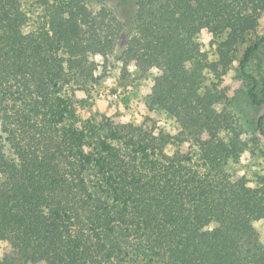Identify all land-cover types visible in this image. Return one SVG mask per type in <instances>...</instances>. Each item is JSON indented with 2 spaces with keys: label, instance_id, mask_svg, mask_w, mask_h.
Segmentation results:
<instances>
[{
  "label": "trees",
  "instance_id": "16d2710c",
  "mask_svg": "<svg viewBox=\"0 0 264 264\" xmlns=\"http://www.w3.org/2000/svg\"><path fill=\"white\" fill-rule=\"evenodd\" d=\"M262 17L264 0H135L128 16L0 0V264H264V180L228 171L243 142L206 77ZM263 41L238 67L264 110V77L246 72ZM153 70L141 122L75 116L70 91L110 75L136 87Z\"/></svg>",
  "mask_w": 264,
  "mask_h": 264
},
{
  "label": "rangeland",
  "instance_id": "374dc122",
  "mask_svg": "<svg viewBox=\"0 0 264 264\" xmlns=\"http://www.w3.org/2000/svg\"><path fill=\"white\" fill-rule=\"evenodd\" d=\"M88 8L95 12L100 7H107L120 16H128L132 13L135 0H86ZM28 4V1L24 2ZM264 36V17L259 20L255 31L248 37L245 45L239 48L233 63L225 70L206 75L207 81L224 93L225 99L217 105L220 110H225L233 117V128L243 142V152L236 163L228 166V171L233 177H244L248 184L255 186L264 180V121L259 122L264 110L262 107L252 105L247 91L250 83L243 78L239 71L238 61L242 51L247 45L254 44ZM198 43L203 51L208 54L209 60L215 61L216 55L210 48L208 37L198 38ZM246 72L256 79L264 77V41L260 42L257 53L246 67ZM141 80L136 87L127 89L118 88L115 77H105L99 85L87 86L82 90L69 92V99L74 108L75 116L79 121L95 120L114 117L123 122L138 123L145 116L143 98L152 86L153 75ZM156 127L165 132L173 133V122L166 117L159 116ZM166 152L171 154L172 147H167ZM258 243L264 246V220L253 223ZM6 243L0 242V256Z\"/></svg>",
  "mask_w": 264,
  "mask_h": 264
}]
</instances>
